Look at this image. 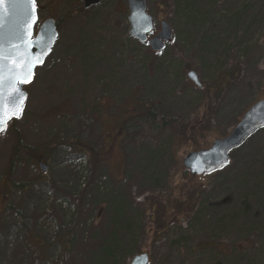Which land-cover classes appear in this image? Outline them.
<instances>
[{
	"label": "rangeland",
	"instance_id": "rangeland-1",
	"mask_svg": "<svg viewBox=\"0 0 264 264\" xmlns=\"http://www.w3.org/2000/svg\"><path fill=\"white\" fill-rule=\"evenodd\" d=\"M35 2V34L51 17L59 35L25 86L17 128L41 152L77 136L107 151L108 163L92 178V167L65 147L31 165L23 153L11 181L27 186L16 188L6 175L15 137L1 134L0 264H130L146 251L150 264H264V128L221 170L196 177L183 166L185 154L228 135L264 99V0H197V14L210 12L203 23L187 19L178 0H146L156 30L166 21L173 32L158 53L130 35L127 0L89 9L81 0ZM231 68L207 114L208 129L191 135L186 127L200 124L208 102L188 72L203 86ZM133 100L152 102L161 117L176 120L175 128L149 119L119 128L118 114L124 108L132 114ZM40 161L48 164L45 173ZM119 188L134 219L114 230L107 202ZM166 205L168 222L157 231ZM63 239L73 242L70 250Z\"/></svg>",
	"mask_w": 264,
	"mask_h": 264
},
{
	"label": "water",
	"instance_id": "water-1",
	"mask_svg": "<svg viewBox=\"0 0 264 264\" xmlns=\"http://www.w3.org/2000/svg\"><path fill=\"white\" fill-rule=\"evenodd\" d=\"M101 1L81 0L85 9L96 6ZM127 5L129 8L130 35L141 43L149 44L153 52L158 53L163 51L165 45L173 39V32L169 24L166 21H162L160 30L156 33L153 17L147 11L146 0H127ZM33 15L36 17L35 22L31 19ZM38 21L37 5L33 13L31 5L27 0H5V6L0 9V24L3 25L0 27V44H2L5 53L7 54L11 51L13 46H18L23 49L24 43L28 40L37 41V43L28 49L29 54L37 55L43 53V63L36 66L30 82L33 80L36 70L45 63L46 58L52 52L59 35L57 22L51 17L41 23L35 34V27ZM29 25H31L30 35ZM46 49L50 50L46 51ZM8 67H11V65L6 66L4 72L5 83L3 84L6 111L12 107L14 102L18 103V101L13 100V88L8 79ZM188 78L197 86H201L195 71L190 70L188 72ZM30 82L19 84V88L25 94L23 108L28 96L25 86ZM12 119L17 118L13 117ZM10 120H8V123ZM262 128H264V99L252 104L228 135L215 139L208 148L190 151L185 154L183 166L193 176H201L223 169L229 164L230 153L244 144L248 138ZM39 167L42 172L48 170V164L42 161L39 162ZM149 263L150 255L148 252L136 254L130 261V264Z\"/></svg>",
	"mask_w": 264,
	"mask_h": 264
},
{
	"label": "trees",
	"instance_id": "trees-1",
	"mask_svg": "<svg viewBox=\"0 0 264 264\" xmlns=\"http://www.w3.org/2000/svg\"><path fill=\"white\" fill-rule=\"evenodd\" d=\"M184 1H185V3L182 4V2H184ZM178 2H179V4H178L179 9L184 8L183 11H184L185 15H187L186 18L189 20L195 18V19L199 20L197 22L203 23L207 19V17L209 16L208 14L210 12H208L207 15H205L204 13H200V14L196 13L197 0H178ZM247 9H248V7L244 6V8L236 16L237 19L239 17H241L242 15H244L246 13ZM81 11H83V9ZM173 45H174V43H172V46ZM149 51H151L150 48H149ZM233 72L234 71L232 70V68L228 69L227 71H225L222 74V76L213 85H207V84L204 85L203 84V86H202V84H201V87L203 88V90L205 92L204 95L207 98V102H208L207 107L208 108L206 110V114L201 118L200 124L195 129L193 128V126H195L196 123H193V122H191V124L186 127L187 131L191 132V135H192V133L197 134L198 130L200 132L202 130L208 129V123L207 122H208L209 116H207V114H208V112H213V108L215 106V103L220 98V95L222 94L224 87L229 82L230 76ZM132 102H135L134 103L135 109L133 110L132 114L128 115L125 111V108H124L123 112L122 111L119 112L118 117H123L122 121H120L118 123L116 122L117 123L116 126H118L119 128H122L124 130L128 126L134 125V123L137 121H147L148 119L152 120V121H157V120L162 121L164 123V125H169V127H173V129L175 128L174 123H176V120L166 119V118L161 117L158 114L157 109L152 102L144 101V100H139V101L133 100ZM114 117L112 119H114ZM16 123H17V119H12L8 123L7 129H6L10 133H13V135L15 137V143L13 145V150H12L10 162H9L8 169L6 172L7 179L9 182H11L13 187L22 188L24 186H27L22 182L11 181V178L14 174L15 166H16L17 162L19 161L20 156L23 153L25 154V156L27 158V161H26L27 165H31L32 161H34L35 159L39 160L41 158V156H44V155H45V157L43 159L49 161L52 157V152L54 151V148L65 147V148L69 149L70 151H72L73 153H77L79 155L82 154L88 158L90 167H92L91 168V172H92L91 177L92 178H94L96 176V174H98L103 169L104 165H106L108 163L107 151H100L99 152L98 150H96L94 148L93 144H91L89 142H85L77 136H67L64 140L55 141L54 146H51V148H49V149H51L50 153L47 152V150L45 152L44 151L41 152L42 147H36V146H33L31 144L26 143V141L24 140L20 130L17 128ZM202 134L203 133H201L199 135H202ZM186 139H182L183 142H188V138H186ZM49 149H48V151H50ZM235 150H233V151H235ZM38 165H39V163H38ZM263 172H264V170H263ZM263 172H262V174H263ZM41 174L42 173L40 172L39 175H41ZM88 188L89 187H87L86 190H84V192L82 194L81 203L85 202V200H86V195H87L86 193L88 192ZM124 193H126L125 189L119 188L118 190H116L115 192H113L109 195V199L107 202V210H110L111 212H113L112 223L114 225V228H113L114 230H115L116 226H119L121 224H125V225L127 224V226H130L131 223L133 222V219H134L133 218L134 212H132L133 208L131 207V204L126 201ZM154 199H157V198L153 197V200ZM150 202L151 201L149 199V203ZM168 212H169V208L166 205L164 211L161 212L160 224H159V226L158 225L156 226L157 231L159 229L163 228V226L165 225L164 223L168 222ZM127 213H130L129 218H127V216H126ZM72 244H73L72 241H67V240L63 239L61 246H62L63 250H70V247ZM113 250L118 253L121 250H123V247L120 245H115L113 247ZM146 252H148V251H146ZM111 253H112V251H111Z\"/></svg>",
	"mask_w": 264,
	"mask_h": 264
},
{
	"label": "snow or ice",
	"instance_id": "snow-or-ice-1",
	"mask_svg": "<svg viewBox=\"0 0 264 264\" xmlns=\"http://www.w3.org/2000/svg\"><path fill=\"white\" fill-rule=\"evenodd\" d=\"M27 2L31 5L34 13L36 8L35 0H27ZM4 6L5 0H0V9ZM31 19L35 22V15H33ZM2 26L3 25L0 24V27ZM30 33L31 25H29V35ZM40 42L42 43V41ZM35 43H37V41L28 40L24 43L23 49L18 46H13L12 50L7 54L5 53L2 44H0V134H3L6 131L8 120L13 117L18 119L23 111L22 105L25 94L19 88V84L30 82L36 66L43 63V53L37 55L29 54L28 49H30ZM47 50L50 49H46V51ZM14 57L15 59H13ZM7 65H11V67L7 68V71L9 72V82L12 84L13 88V100L18 101V103L14 102L12 107L6 111L3 84L5 83L4 72Z\"/></svg>",
	"mask_w": 264,
	"mask_h": 264
},
{
	"label": "built area",
	"instance_id": "built-area-1",
	"mask_svg": "<svg viewBox=\"0 0 264 264\" xmlns=\"http://www.w3.org/2000/svg\"><path fill=\"white\" fill-rule=\"evenodd\" d=\"M79 160H80L81 162L83 161L84 164L87 163V166L89 165L88 160H87L86 157H79ZM87 166H86V167H87ZM86 167H84V168H86ZM89 171H90V170H89ZM85 186H86V182L83 181V183H82V187L84 188Z\"/></svg>",
	"mask_w": 264,
	"mask_h": 264
}]
</instances>
